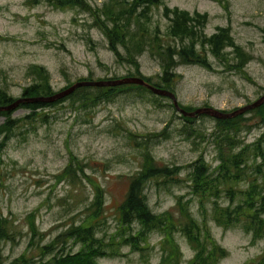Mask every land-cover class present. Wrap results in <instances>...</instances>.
<instances>
[{
    "label": "rangeland",
    "instance_id": "obj_1",
    "mask_svg": "<svg viewBox=\"0 0 264 264\" xmlns=\"http://www.w3.org/2000/svg\"><path fill=\"white\" fill-rule=\"evenodd\" d=\"M112 2L90 0L91 9L86 10L58 8L46 1L0 0V89L13 98H23L24 88L40 79L31 72L34 65L48 71L57 93L84 78L96 81L136 74L137 65L124 60L123 46L117 47L118 56L96 25L102 8ZM176 8L190 15H206L204 24L196 29L200 34L211 35L220 27H228L235 43L250 56L244 71L226 64L238 61L232 47H227L220 58L203 50L211 67L200 63L177 66L173 88H169L175 99L165 96L156 100L151 93L135 89L90 111L82 110L81 104L71 106L64 102L46 110L50 113L47 123L40 117L21 122L0 151V213L20 231L17 242L4 246L8 260L27 248V216L33 215L45 234L44 242L51 240L80 219L81 211L93 198L95 181L105 189L106 227L114 232L118 207L130 176L141 166L147 143L159 163L179 165L182 169L171 179L156 178L148 184L152 209L158 213L171 211L177 216L176 202L183 195V202H188L187 208L194 217L206 224L227 250L220 264H257L264 251V239L254 242L240 226L218 225L209 202L201 206L199 198L191 193L187 165L200 155L213 166L217 164L210 137L215 119L212 115L200 117L203 113H191L204 107L232 112L264 95V0H162L149 11V20L143 18L142 27L133 25L130 32L144 35L147 40L145 51L136 54L141 72L136 77L144 75L154 82L161 81L163 60L157 55L158 47L181 45L178 38L169 34L173 15L170 9ZM197 49H201L199 44ZM27 112L17 108L12 117H23ZM188 117L197 120H186ZM5 118L0 114V124ZM164 129L168 137L164 136ZM261 129L252 125L251 130L241 134L252 141ZM145 137L148 139L141 140ZM72 160L83 171L75 165L76 176H61ZM173 236L179 243V254L176 261L164 264H189L194 250L180 232L174 231ZM163 241V234L154 231L143 253L124 246V254L100 258L98 264H163V257L169 252Z\"/></svg>",
    "mask_w": 264,
    "mask_h": 264
},
{
    "label": "trees",
    "instance_id": "obj_2",
    "mask_svg": "<svg viewBox=\"0 0 264 264\" xmlns=\"http://www.w3.org/2000/svg\"><path fill=\"white\" fill-rule=\"evenodd\" d=\"M29 1L31 3L46 1L58 8L91 9L90 0ZM161 2L162 0H118L115 4L113 0L110 5L107 4L102 8V14L96 19V25L108 38L111 48L116 50L122 45L126 57L121 58L129 64L137 65L136 74L124 77H136L141 73L138 69L136 54L143 53L145 51L143 45L147 44L144 35L130 34L132 27L137 25L141 28L144 24L143 18L149 20V11ZM170 11L173 15L170 16L169 34L173 38H178L181 45L177 48L172 45L158 47L160 50L157 55L163 60L161 81L154 82L151 77L140 75L146 81L158 88L172 89L177 76L175 73L177 66L200 63L211 67L206 55L202 53L203 50L220 58L224 56V50L227 47L233 48L238 59L233 64L226 63L228 67L244 71L243 68L250 60V56L235 43L228 27H220L211 35L200 34L196 29L204 24L206 15H190L178 8L170 9ZM187 38L190 39L188 43ZM198 44L201 46L200 50L197 49ZM116 53L120 56L118 50ZM229 61L228 59L227 62ZM31 72L40 79L24 88L22 97L25 100L15 109L0 111V114L6 117L0 124V151L6 147L14 130L21 122L36 121L40 117L43 119L42 122L47 123L50 113L46 110L55 108L60 103L68 102L71 106L81 104L82 110L90 111L103 102H110L121 93H129L130 90L135 89L140 93L141 91L151 93L156 100L165 97L155 93L146 85L123 83L80 86L54 101H33L31 99L38 97H52L57 92L53 90L49 73L43 66L34 65ZM111 79L121 78L108 77L105 80ZM83 80L93 79L84 78L78 81ZM17 99L0 89V106L11 105ZM17 108H25L28 112L23 117L14 118L12 114ZM42 111L44 114L41 115ZM202 115L209 114L203 113L199 116ZM212 117L216 123L210 137L216 151L217 164L213 166L203 155H200L187 165V180L191 193L199 198L201 206L209 202L212 218L218 225L224 228L240 226L245 232L251 234L254 242L264 239V103L233 117ZM189 118L191 117L186 120H197ZM252 125L262 129L257 138L248 141L241 133L251 130ZM166 130L162 131L165 132L164 136L168 137ZM159 135L160 133L155 134V137L158 138ZM147 139L148 137H145L141 140ZM146 144L143 148L141 166L130 176L124 199L118 207V226L114 232H109L106 227L105 189L95 181L93 182V198L81 211L80 219L51 240L44 242L45 234L36 224L33 215L27 216L29 231L27 248L11 260L6 257L4 246L8 242H17L20 231L14 227L8 217L0 213V264H98L100 258L124 254L121 252L124 246H128L133 252L143 253L147 250L149 236L154 231L163 234L164 249H169L167 255L163 257V264L177 260L179 243L173 236L174 231L180 232L194 250L189 264H220L227 250L215 240L206 224H201L194 217L187 208L188 202H183V195H180L176 202L177 216L171 211L158 213L152 209L147 193L148 184L156 178L171 179L182 169L179 165L159 163ZM75 165L83 171V167L72 160L63 169L61 176L67 174L76 176ZM257 264H264V251L259 256Z\"/></svg>",
    "mask_w": 264,
    "mask_h": 264
},
{
    "label": "water",
    "instance_id": "obj_3",
    "mask_svg": "<svg viewBox=\"0 0 264 264\" xmlns=\"http://www.w3.org/2000/svg\"><path fill=\"white\" fill-rule=\"evenodd\" d=\"M123 83H138L141 85H146L147 87H149L150 89H152L155 93H157L159 95L168 96V97H171L172 99H175L173 92L166 90V89L155 87V86L151 85L148 81H146L144 78H141V77H124V78L116 79V80L111 79V80H96V81L95 80L77 81L71 87L57 93L56 95H54L52 97H38L35 99H31V100H33V101H39V100L54 101L57 98H61L63 96H66L67 94L73 92L77 87H80V86H93V85L104 86V85H117V84H123ZM24 100H25L24 98H19L14 103H12L11 105L0 106V111H4V110L9 111V110L15 109ZM263 103H264V95H262L258 100L254 101V102H252L246 106H243V107H241L235 111H232V112H224V111L218 110V109L213 108V107H204V108L196 110L194 113H191V114L207 113L209 115L219 117V118H229V117H233V116H236L238 114L244 113L245 111H247L249 109L256 108Z\"/></svg>",
    "mask_w": 264,
    "mask_h": 264
}]
</instances>
